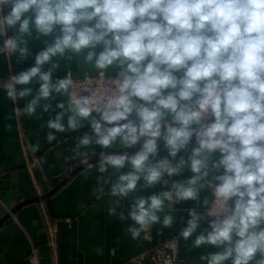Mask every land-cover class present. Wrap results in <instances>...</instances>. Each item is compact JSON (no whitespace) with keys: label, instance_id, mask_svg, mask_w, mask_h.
Instances as JSON below:
<instances>
[{"label":"clouds","instance_id":"1","mask_svg":"<svg viewBox=\"0 0 264 264\" xmlns=\"http://www.w3.org/2000/svg\"><path fill=\"white\" fill-rule=\"evenodd\" d=\"M0 57L33 61L0 76L13 114L76 134L131 239L182 224L200 264H264V0H0Z\"/></svg>","mask_w":264,"mask_h":264},{"label":"crops","instance_id":"2","mask_svg":"<svg viewBox=\"0 0 264 264\" xmlns=\"http://www.w3.org/2000/svg\"><path fill=\"white\" fill-rule=\"evenodd\" d=\"M14 60V71L33 63L16 66ZM7 72V63L0 57V76ZM47 118V114L42 120L16 117L13 103L0 89V264H28L32 248L37 249L40 264H51L48 222L60 226V264H150L148 251L164 238L178 236L183 225L172 229L154 225L131 239L126 233L128 222L108 215L107 199L90 198L95 174L85 180L78 161L68 159L76 134L59 133L58 141L48 143V129L41 128ZM37 140L41 147L33 152ZM67 218L72 219L70 226L64 223ZM190 245L191 241L179 238L181 257L187 264H200L201 250H191Z\"/></svg>","mask_w":264,"mask_h":264},{"label":"built area","instance_id":"3","mask_svg":"<svg viewBox=\"0 0 264 264\" xmlns=\"http://www.w3.org/2000/svg\"><path fill=\"white\" fill-rule=\"evenodd\" d=\"M8 72L12 69V59L6 61ZM7 72V73H8ZM41 195V194H40ZM65 225L70 226L72 219L64 220ZM60 226L57 223L48 222V241L47 244L51 249V264H60L58 235ZM147 238L148 235L145 234ZM150 264H187V261L179 253L178 236H169L164 238L156 246L148 251ZM28 264H40V257L36 248H32L27 256Z\"/></svg>","mask_w":264,"mask_h":264},{"label":"water","instance_id":"4","mask_svg":"<svg viewBox=\"0 0 264 264\" xmlns=\"http://www.w3.org/2000/svg\"><path fill=\"white\" fill-rule=\"evenodd\" d=\"M74 172H75V171H74ZM74 172H72V173H74ZM52 193H53V192H52ZM52 193H51V194H52ZM45 197H48V195H45L44 198H45Z\"/></svg>","mask_w":264,"mask_h":264}]
</instances>
